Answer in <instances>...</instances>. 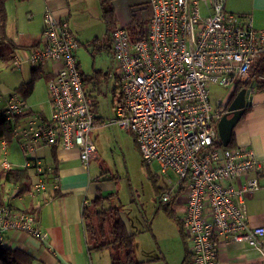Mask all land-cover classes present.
Wrapping results in <instances>:
<instances>
[{"label": "built area", "instance_id": "obj_1", "mask_svg": "<svg viewBox=\"0 0 264 264\" xmlns=\"http://www.w3.org/2000/svg\"><path fill=\"white\" fill-rule=\"evenodd\" d=\"M225 2L148 0L143 36L131 40L118 25L110 35L120 89L109 123L133 133L146 163L155 161L166 177L175 176L168 178L160 200L182 201L180 219L192 264H216L218 238L258 247L264 235V227L249 225L245 213L246 198L261 185L264 163L248 147L214 144L224 101L212 104L209 85L234 91L245 84L249 101L260 77L251 67L264 53V29L253 26L251 14L226 9ZM78 45L67 20L45 9L39 40L9 62L17 69L53 65L46 82L49 113L34 114L17 133L62 149L77 147L87 164L96 154L89 134L94 113L79 70ZM6 96L7 113L27 112L19 95ZM6 144L0 141L4 169L12 166ZM6 229L45 238L32 213L9 205L0 207L1 244Z\"/></svg>", "mask_w": 264, "mask_h": 264}, {"label": "crops", "instance_id": "obj_2", "mask_svg": "<svg viewBox=\"0 0 264 264\" xmlns=\"http://www.w3.org/2000/svg\"><path fill=\"white\" fill-rule=\"evenodd\" d=\"M9 1L11 0H6L5 2L7 14L6 34L15 44L28 48V46L39 40L45 9H50L59 18H65L77 38L73 29L72 15L74 11L78 15L82 14V5L80 4L82 0H12V6H14V1L15 4L25 1L30 10L31 14L28 13L27 17L31 18L34 26L26 31H20L16 27L13 28L12 17L8 8ZM110 1L114 8L116 25L127 27L136 21L144 23L150 14L151 8L148 0ZM97 4L99 5L98 0ZM225 7L233 12L251 14L253 26L264 29V0H226ZM77 40L80 42L78 38ZM96 42L97 44H102L98 39ZM94 47L97 48L95 45ZM49 63L38 65L35 70L44 76L46 74L50 77L53 65ZM20 70L23 71V68H20ZM232 91V88L229 87L223 101H226L231 96ZM91 93H93V90H91ZM5 96L6 94L0 91V97L4 98ZM0 101L2 104L4 101L6 103V99H1ZM114 103L115 100L111 99L107 109L109 114L111 106L113 116L104 117L101 114L99 115L96 102V107L93 109V127L99 126L98 124L111 125L109 121L115 115ZM27 108V112L18 119L19 122L15 126L16 137L10 143L6 142L5 151L7 152V159L12 165L11 167L26 168L28 170L30 187L20 193L17 187L4 181L0 176V190L4 201L3 205H9L15 210L32 213L38 227L44 232L45 238L40 239L18 229H6L4 231L3 244L10 249L20 250L31 256L33 260L30 264H112L115 257L113 255L114 252L110 249L111 247L90 248L91 245L84 231L81 212L82 207L89 204L90 200L95 196H111L104 204V207H117L118 214L125 225L127 233H135V230L131 228V218L127 216L129 213L123 211L117 203L113 202L117 197L114 190L115 186L111 180L102 178L101 174L91 165V159L87 164L82 163L77 147L62 149L56 145L43 143L31 134L19 135L17 133V131L20 132L19 126H25L28 119L32 118L34 114L47 115L50 106L48 99H46V110L40 106L33 108L27 105ZM232 133L235 145L252 149L254 155L264 163V91H254L249 105H247L240 119L235 124ZM133 137L135 139L134 135ZM91 138L93 140L92 136ZM96 156L97 152L93 159ZM1 157L2 149L0 147ZM1 169L4 168L0 166ZM164 177L167 185L163 190H160L161 193L170 186L168 178L172 180L175 178L172 173H168L167 177L166 175ZM260 184V187L246 198L245 213L249 225L264 227V177L260 178ZM171 199L175 201L172 210L175 211L174 213L179 221L183 250L180 249L178 254L176 253L175 256H172L166 253L157 241L156 248L152 247L148 252L141 250L140 254L139 248L140 257H134L138 262L136 264H192L189 241L184 234L180 219L184 205L182 201ZM138 233L134 234L133 237ZM101 238L96 236L97 241H100ZM216 240V264H264V235L260 238L258 247L250 246L244 242L225 241L222 238Z\"/></svg>", "mask_w": 264, "mask_h": 264}, {"label": "rangeland", "instance_id": "obj_3", "mask_svg": "<svg viewBox=\"0 0 264 264\" xmlns=\"http://www.w3.org/2000/svg\"><path fill=\"white\" fill-rule=\"evenodd\" d=\"M13 3L14 6H12L11 0L8 4L13 28L26 31L33 27L34 22L27 17L28 13H31L26 2L15 4L14 1ZM80 4L82 5V14L78 15L74 11L72 15L73 29L80 40L76 50L79 70L84 75L91 74L95 69H100L104 73L108 72L107 76L100 77L92 94L96 97L99 115L112 117L111 106L110 113H107L111 99H113L110 90L118 83L112 51L107 47L95 48L94 45H89L95 38L103 43L112 31L108 32V26L101 18L97 0H82ZM97 39H95L96 44ZM11 51L9 46L0 47V91L7 95V93L14 92V87L21 81L33 78L32 93L26 99L21 100L29 107L40 106L46 110L48 97L44 75L37 70L34 75L28 64H24L23 71H21L10 64V59L4 61L3 59L10 56ZM84 86L91 88V84L88 83H84ZM209 90L212 104L216 107L219 100L225 99L229 87L211 84ZM4 104L5 101L2 105ZM98 125L94 126L90 133L97 152V156L91 159V165L101 174L102 178L111 180L117 196L113 202L117 203L123 211L129 213L127 216L131 218V228L135 230L132 235L139 232L133 237L134 257H140L139 248L140 254L141 250L148 252L152 247L156 248L157 241L166 253L175 256L183 246L182 233L175 211L171 210L175 201L173 204L171 203L172 206L168 202L160 201V190H163L167 185L164 173L155 161L146 163L143 160L131 131L118 124ZM110 197L105 199L103 207ZM102 228L103 233L96 232L97 238L102 237L100 241L109 240L110 222L106 221ZM90 239L94 242L93 237ZM93 242L91 245L94 244ZM110 249L114 252L115 259L124 258L123 249L117 247Z\"/></svg>", "mask_w": 264, "mask_h": 264}, {"label": "trees", "instance_id": "obj_4", "mask_svg": "<svg viewBox=\"0 0 264 264\" xmlns=\"http://www.w3.org/2000/svg\"><path fill=\"white\" fill-rule=\"evenodd\" d=\"M101 11V18L104 20L105 24L108 26V32L114 29L116 26V17L114 14V8L110 0H98ZM6 0H0V47L1 46H9L11 48V55L6 59H11L13 57V53L18 50L25 48L21 45L15 44L11 39L7 37L6 34ZM133 22V21H132ZM127 31L131 40H136L144 35V23L133 22L127 26ZM88 44V42H87ZM89 45H95L97 48L107 47L111 49L110 36L104 41L102 44H96L95 39ZM96 48V47H95ZM32 71L34 75L36 74L35 67H32ZM251 72L257 77L256 81V90L264 91V53L261 55L259 59L255 62V64L251 67ZM82 81L84 83L91 84V88H86V97L88 102L90 103L92 111L95 109L96 97L92 95L91 90H95L97 82L100 80L102 75L107 76L108 72H103L100 69H95L91 74L84 75L81 73ZM45 79L49 75L45 74ZM118 83L111 89V93L113 96L119 92L120 85L119 79ZM245 84H237L233 95ZM34 88V79L23 81L14 87L13 91L17 95L20 96L21 99H26L33 91ZM7 96L0 97L1 99H6ZM114 100V97H113ZM2 102L0 101V141L4 140L7 143H10L15 136V126L18 123V119L24 115V113H16L9 114L6 112ZM217 146H223L219 136L216 137L214 142ZM234 138L233 133L231 135L230 142L227 146H233ZM0 176L4 181L11 183L13 186L17 187L18 192H24L30 187V176L28 174V170L26 168L19 167H11L9 169H1ZM109 196L97 195L92 198L89 204H86L82 207V218L84 222V231L86 233V237L88 239L89 244L93 242L90 238H94V244L91 245L90 248H103V247H117L124 250V258H117L112 262V264H136L138 263L134 259V247H133V235L128 234L125 228L123 221L121 220L118 214V208L114 206H110L107 208L103 207V203L105 199ZM170 206L173 204V199L168 201ZM172 203V204H171ZM4 201L2 199L1 190H0V207L3 206ZM171 208V207H170ZM172 210V208H171ZM173 211V210H172ZM107 218V220H106ZM106 221L111 222L110 229V239L106 241H97L96 232L103 233V226ZM191 258V257H190ZM33 258L26 254L23 251L10 249L4 244L0 243V264H30Z\"/></svg>", "mask_w": 264, "mask_h": 264}, {"label": "water", "instance_id": "obj_5", "mask_svg": "<svg viewBox=\"0 0 264 264\" xmlns=\"http://www.w3.org/2000/svg\"><path fill=\"white\" fill-rule=\"evenodd\" d=\"M233 92L234 91H232L231 96L221 105L224 111L220 114L216 122L217 134L223 146H227L230 142L235 124L250 103V100L247 101L246 99L244 87L240 88L234 96H232Z\"/></svg>", "mask_w": 264, "mask_h": 264}]
</instances>
